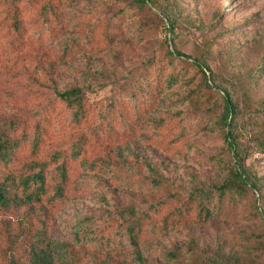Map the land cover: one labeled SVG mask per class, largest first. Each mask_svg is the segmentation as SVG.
<instances>
[{
    "label": "rangeland",
    "instance_id": "obj_1",
    "mask_svg": "<svg viewBox=\"0 0 264 264\" xmlns=\"http://www.w3.org/2000/svg\"><path fill=\"white\" fill-rule=\"evenodd\" d=\"M47 1L18 0L22 49L1 36L0 134L31 133L48 117L51 136L38 159L61 152L68 184L50 199L58 180L47 172L42 210L0 215V264H29L50 241L66 244L54 264H264V202L250 191L226 196L207 222L163 223L176 196L224 176L226 144L210 130L222 93L205 81H225L264 133V0H155L169 8L170 25L151 4L138 11L123 0H54L50 13L41 10ZM174 50L185 56H169ZM76 86L90 113L79 124L56 97ZM80 135L85 164L69 154ZM245 165L264 176V155L252 153ZM148 208L159 210L132 244L126 211Z\"/></svg>",
    "mask_w": 264,
    "mask_h": 264
},
{
    "label": "trees",
    "instance_id": "obj_2",
    "mask_svg": "<svg viewBox=\"0 0 264 264\" xmlns=\"http://www.w3.org/2000/svg\"><path fill=\"white\" fill-rule=\"evenodd\" d=\"M54 0H48L41 8L43 12H54ZM129 7L142 11L150 9L149 4L157 8L170 25L172 16L167 5L155 0H123ZM4 11H0V60L4 55L5 47L1 36L4 34L8 44L13 49H22L27 37L25 34V9L18 5V0H3ZM170 27V26H169ZM170 40V39H169ZM169 56H185L179 51H168ZM198 69L205 75L208 67L202 63ZM205 68V71H204ZM209 88L215 87L222 93V106L210 125V130L222 136L226 144V157L221 160L223 178L209 187L195 189L186 198L180 200L179 206L173 209L163 220L166 226L169 222H183L194 220L199 223L207 222L221 209L226 196L243 197L247 192L257 194L264 202V176L257 175L246 168L245 161L252 153L264 155V133L253 121L252 115L245 117L243 106L230 90L227 83L220 78L211 79ZM56 97L70 112L71 121L79 124L89 117V110L85 103V90L82 87H72L62 92H57ZM250 110V109H247ZM41 122L40 123L38 122ZM45 125H49L48 117L37 120L33 131L22 129L18 135L0 134V215L16 211L23 207L35 210L43 209V201L49 202L51 198H58L63 193V188L68 184L66 177V163L61 152L55 151L44 162L38 159L43 151L44 143L50 138L51 133ZM87 139L84 135L76 140L70 149L72 159L80 158L83 164L85 157L82 153L86 149ZM27 148L26 161L18 162L20 150ZM18 162V163H17ZM53 164L49 168V164ZM57 178L52 197L45 198L47 194L46 174ZM158 208H148L144 213L137 214L134 210L126 211L129 216L124 229V235L129 242L135 244L141 236L145 221L150 218V213L157 212ZM264 219V212L262 213ZM84 220H78L75 231L80 234L84 229ZM264 241V224L257 236ZM66 251V244L54 241L47 242L41 249L35 250L30 255L29 264H54L53 253ZM176 253H166L167 258H175ZM62 263V262H61ZM234 264L230 261L220 262ZM9 264H19L11 261ZM64 264V263H63Z\"/></svg>",
    "mask_w": 264,
    "mask_h": 264
}]
</instances>
